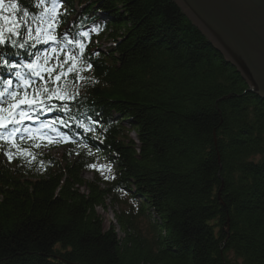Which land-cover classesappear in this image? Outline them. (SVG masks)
Wrapping results in <instances>:
<instances>
[{
	"label": "trees",
	"instance_id": "1",
	"mask_svg": "<svg viewBox=\"0 0 264 264\" xmlns=\"http://www.w3.org/2000/svg\"><path fill=\"white\" fill-rule=\"evenodd\" d=\"M37 3H0V79L33 75L25 65L42 62L48 46L35 30L53 23V47L63 51L40 68L67 57L66 75L57 81V67L48 80L40 69L44 80L26 91L72 94H42L54 107L35 114L49 112L61 121V140L83 145L55 157L28 153L33 163L0 157V264H264V100L171 0H60L58 15L51 0L43 15ZM92 12L96 31L83 37ZM74 39L85 50L73 62ZM96 142L97 158L113 167L111 183L83 178L93 163L86 144ZM32 147L16 144L17 152ZM114 190L138 204L112 211L105 228L97 210L117 205Z\"/></svg>",
	"mask_w": 264,
	"mask_h": 264
},
{
	"label": "water",
	"instance_id": "2",
	"mask_svg": "<svg viewBox=\"0 0 264 264\" xmlns=\"http://www.w3.org/2000/svg\"><path fill=\"white\" fill-rule=\"evenodd\" d=\"M264 100V0H171Z\"/></svg>",
	"mask_w": 264,
	"mask_h": 264
},
{
	"label": "snow or ice",
	"instance_id": "3",
	"mask_svg": "<svg viewBox=\"0 0 264 264\" xmlns=\"http://www.w3.org/2000/svg\"><path fill=\"white\" fill-rule=\"evenodd\" d=\"M0 3H3V0H0ZM47 3L48 0H39V3L36 4V7L43 8L42 15L47 14L49 12ZM61 6L62 5L60 4V0H51V11L53 13H56L58 15L59 13L57 10ZM11 7L13 9H16L19 6L13 3ZM23 15L24 17H27L29 16V12L24 11ZM52 28H53V23H49L47 30L37 28L35 30L37 32L36 42L37 43L42 42L44 44L56 43L58 37L52 33L51 31ZM26 30L28 31L29 35H31V32L33 30L30 28ZM8 31L10 34H18L16 32V29L12 26L9 27ZM93 31H96V29H93ZM41 32H47V34L44 37H41L39 35V33ZM80 35H82L83 37H88L89 33L83 32L80 33ZM67 43L75 44L76 47H78L79 49V53L71 56V60L73 62L76 61L79 57L83 56L85 45L82 41L78 39H74V40H67ZM5 44H6V40L4 38L3 32L0 31V45H5ZM20 47H24V45H20ZM58 51L62 52L63 50L62 49L58 50L55 47L51 48L52 53H57ZM56 59L58 62L56 66L45 68L48 74V80L52 79V74L56 72L57 67L61 69V71L58 72L55 76V79L57 81H59L62 76L66 75V73L63 71V66L68 63V58L66 57L63 62L59 61V57H56ZM48 60L49 57L47 53H45V58L42 62L40 61V58L37 57L36 61L25 65V67L29 69V71L32 72L34 76L40 78L41 80H44V76L42 75V72L40 70V64L43 63L44 65H47ZM5 63H7V61ZM10 67L15 68L16 65L12 64L10 65ZM85 67L89 71L92 69V65L90 63H87ZM73 71H74V67H69L67 69L68 73H71ZM16 76L22 80L21 91L10 90L12 88V83H13L11 80H8L4 85V87L0 88V140H13L14 138H16L17 134L21 132L20 126L24 124L25 121H31L33 119V115L35 114V112L37 111L43 112L45 111L46 108L48 111H51V107H54V105H52L51 107L46 105L45 100L40 98L42 94H47L46 98L48 100L55 98L64 101L65 99L74 98L72 94H67V95L62 94L58 89L49 90L46 85L40 89L34 90L31 94H29L26 91V89L31 87L32 82L26 78H23L21 73L19 72L16 73ZM75 79L80 80L84 78L77 75ZM65 107H67L66 104ZM23 131L28 132L29 129L24 128ZM9 159H11V155H9Z\"/></svg>",
	"mask_w": 264,
	"mask_h": 264
},
{
	"label": "rangeland",
	"instance_id": "4",
	"mask_svg": "<svg viewBox=\"0 0 264 264\" xmlns=\"http://www.w3.org/2000/svg\"><path fill=\"white\" fill-rule=\"evenodd\" d=\"M132 138L133 136L130 135ZM98 173L100 178L102 179H106V175L109 178L111 175L110 171H107V169L105 167H97ZM83 178L86 181H90L92 179L91 174L89 173H84L83 174ZM107 180V179H106ZM121 208H123V206H120V204L117 205H112L111 208L108 207V210H106L105 212L101 209H98L97 212L100 214V216L102 217V219L104 220V227H108L109 224H114V217H113V212L112 211H117L118 209L120 210ZM118 236H120V234L118 233Z\"/></svg>",
	"mask_w": 264,
	"mask_h": 264
},
{
	"label": "bare ground",
	"instance_id": "5",
	"mask_svg": "<svg viewBox=\"0 0 264 264\" xmlns=\"http://www.w3.org/2000/svg\"><path fill=\"white\" fill-rule=\"evenodd\" d=\"M96 13L97 12H92V13L86 14L90 18H86L84 20L83 28H90L92 26L91 24H93L94 20L98 18V13L97 14ZM92 20H93V22H91ZM38 117H40V112L35 114V118L38 119Z\"/></svg>",
	"mask_w": 264,
	"mask_h": 264
}]
</instances>
